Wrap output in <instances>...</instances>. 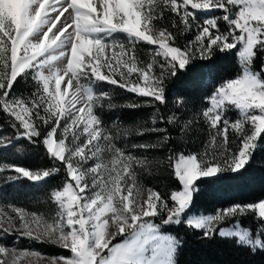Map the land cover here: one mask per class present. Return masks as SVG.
Segmentation results:
<instances>
[{
	"label": "snow or ice",
	"instance_id": "6c2138e0",
	"mask_svg": "<svg viewBox=\"0 0 264 264\" xmlns=\"http://www.w3.org/2000/svg\"><path fill=\"white\" fill-rule=\"evenodd\" d=\"M229 6L237 7L239 11L225 31L221 30L218 21L205 22L196 39L183 46L177 42L176 31L158 26L164 20L166 9H171L174 15H183L185 20L189 18V8L219 9L226 13L227 23ZM194 17L195 12L191 14V18ZM42 26L46 31L40 41L30 43V37ZM171 28L176 26L171 25ZM105 32L126 33L134 40L130 45H124L108 44L95 38ZM65 37L71 41L66 70L57 72L50 79L41 76V90L31 100L2 105L29 140L39 138L41 129L49 125L51 118L53 128L44 136L43 143L59 162L66 163V139H58L56 133L62 121H67V133L75 134L80 129L88 137L85 146L76 153L85 162L95 158L93 153L103 142L101 124L94 110L96 98L86 95L81 87L88 80L112 83L163 105L168 81L190 61L210 58L215 51H230L241 42L246 45L250 71L243 78L219 88L209 98V107L203 115L214 133L213 146L217 142L215 133H219L225 156H235L229 170L239 172L251 159L257 139L264 134V79L260 78L264 65L260 72L251 67L256 50H264V0H0V79L7 76L0 82V89L4 90L5 99L17 78ZM139 41L159 48L147 63H141L137 56L135 45ZM154 66L159 69L155 75L152 74ZM176 105L183 106L179 100ZM229 105L249 113L250 117L229 120L226 116ZM165 119L172 122L175 115L161 116L159 122L164 123ZM245 123L249 125L247 129L243 127ZM230 125L234 132L231 137L228 135ZM233 140L239 146L235 152L232 151ZM145 164L146 159L121 151L107 166H93L90 171L104 181L103 192L85 203L83 195L88 185L82 183L78 170L66 163L70 183L51 197L58 209L55 216L49 220L37 213L28 214L16 209L18 223L13 226L10 218L0 214V236L19 233L33 241L63 247L72 255L45 258L37 251L20 253L0 244V264H20L19 257L25 258L23 264H156L164 245L157 235L144 230L138 223L143 217L158 215L160 200L155 194L141 198L137 192L139 173ZM11 170L34 182L42 178L28 169L13 167ZM175 170L186 190L172 198L182 209L189 203L190 189L196 180L218 175L224 169L214 162L202 167L193 155L182 157L175 164ZM2 171L4 169L0 168ZM48 174L45 171L43 178ZM134 190L135 198L130 199ZM247 207L264 219V201ZM232 211L226 210L229 214ZM108 212L112 215L101 219V215ZM112 224L118 225L114 235H110ZM126 232L122 242L113 244V240ZM93 235L94 246H90ZM31 257L37 260L34 262Z\"/></svg>",
	"mask_w": 264,
	"mask_h": 264
},
{
	"label": "trees",
	"instance_id": "16d2710c",
	"mask_svg": "<svg viewBox=\"0 0 264 264\" xmlns=\"http://www.w3.org/2000/svg\"><path fill=\"white\" fill-rule=\"evenodd\" d=\"M214 16L218 17L220 28L225 31L229 24L219 12ZM159 23L177 32V42L181 46L190 40L194 41L199 28L204 26L201 17L194 20L189 16L185 20L171 12L165 13L164 20ZM171 25L176 28L172 29ZM262 65L264 50L258 48L251 67L260 72ZM205 69L210 71L204 72ZM242 71L241 61L233 48L230 51H215L210 58L193 59L168 81L163 93L165 104L152 102L150 97L138 96L122 87L101 83L109 88L108 96L101 98L95 111L104 127L111 129L113 125L120 128L118 131L111 130L117 144L115 149L128 148V152H132V148L137 147L135 152L138 157L147 160L139 173L138 182L151 184L164 199L170 201L172 193L182 188L174 169L179 156L207 152L204 146L209 138L210 127L203 111L208 106L209 97L221 83L236 78ZM260 73L264 76V72ZM40 90L41 86L29 72L17 78L6 99L4 90L0 89V132L6 138L0 142V168L4 169L0 172V201L10 203L12 197L7 199L4 195L12 194L13 199L17 198L24 207L31 208L34 205L37 209L45 203L54 204L51 201L52 194L70 181L66 163L53 158L43 143L44 136L53 128V122L50 118L49 125L41 129V136L29 140L22 135L23 128L5 112L2 105L8 104L10 100L29 101ZM176 98L182 107H177ZM170 114L175 115L172 122L167 119L164 123L159 122L161 116L168 117ZM177 117L188 121L186 129ZM153 128L155 131L151 130ZM13 167L39 174L47 171L49 174L34 182L12 171ZM16 185H21L22 189H14ZM262 200L264 134L257 139L251 159L241 171L234 173L227 168L218 175L196 180L183 220L178 224H161V232L174 234L178 240L175 264H264V219L255 211L236 213L226 221L239 222L248 228L253 237L260 238V246L242 243L235 236H223L216 229L206 232L186 223L191 215L216 214L231 206H248ZM153 219L159 222L155 216ZM19 241L26 248L46 254L67 253L59 246L24 237H19Z\"/></svg>",
	"mask_w": 264,
	"mask_h": 264
},
{
	"label": "rangeland",
	"instance_id": "374dc122",
	"mask_svg": "<svg viewBox=\"0 0 264 264\" xmlns=\"http://www.w3.org/2000/svg\"><path fill=\"white\" fill-rule=\"evenodd\" d=\"M98 2V0H97ZM181 8H183V4H181ZM189 16L193 12H195V17L194 20L197 17H201L205 22L208 21H217L218 17L214 16L215 14H218L222 16L224 19L226 13L224 11H221L219 9H213L210 11H204V10H193L189 8L188 10ZM239 9L237 7H232L229 6V11L227 13L229 20L228 24L235 20V18L238 15ZM167 12L173 13L171 9H166L164 11V14ZM66 15V14H65ZM179 18H184L183 15L178 16ZM225 20V19H224ZM67 21H65L66 23ZM159 27H163L160 23L158 24ZM46 31V27L42 26L40 29H38L32 37H30L29 42L30 43H38L35 39L38 37L40 34L41 37ZM36 37V38H35ZM95 38H99L104 40L108 44H113V43H118V44H124V45H130L134 38L130 37L126 33L122 32H117V33H111V32H105L98 34ZM71 47V41L65 37L59 44L56 46L48 49L40 58L39 60L35 63L33 67H30L26 72L31 73L32 77L36 82L39 83L41 86V81L40 77H46V78H53L57 72H64L66 70L67 66V61H68V52ZM136 50H137V56L140 60L141 63H147L149 62L156 51H159L158 46H153L150 44H147L146 42L139 41L135 45ZM245 47L246 45L241 42L237 43L236 46L233 48L236 52L237 55L241 61L243 71L242 73L237 76L234 79L238 78H243L245 73H248L250 71L249 68V60L250 58L245 55ZM68 49V50H67ZM68 51V52H67ZM157 60L162 59V57H155ZM170 58V57H169ZM252 63V62H251ZM138 67L140 66L139 64L137 65ZM126 70V69H125ZM253 70V69H252ZM159 69L154 66L152 69V74L155 75ZM255 71V70H254ZM25 72V73H26ZM257 72V71H255ZM119 78V77H118ZM260 78L264 79V76L260 73ZM7 79V76L5 75L2 79H0V82H3L4 80ZM234 79H230L225 81L224 83H221L214 93L217 92V90L223 86L226 85L227 82L232 81ZM101 83H106L112 86H116L115 84L112 83H107V82H97L95 80H88L85 84H83L81 87L83 88L84 92L86 95H92L96 98L95 101V107L94 110L96 109V106H98L101 98L108 96V90L109 88L104 87L101 85ZM214 93L209 97L212 98ZM137 95V94H136ZM139 96V95H138ZM175 100H179L176 98ZM209 101V99H208ZM19 101H14L10 100L8 105L16 104ZM209 107L206 106V108ZM204 108V110L206 109ZM204 113V111H203ZM226 116L229 120L231 121H237V120H246L247 118L250 117L249 113H244L242 110H239L235 108V106L229 105L228 110L226 112ZM233 116H235L233 118ZM99 118V117H98ZM179 118V117H177ZM181 123L183 124V128L186 129L188 121L187 120H182L179 118ZM100 121V119H99ZM156 122L153 121V124ZM101 124V122H100ZM67 127V121H62L61 124L56 128V133H57V138L58 139H66V163L71 164L73 168L77 169L79 174L82 177V183L88 185V190L86 193L83 195V199L85 203L90 202L92 199H95L97 196H99L103 192V184L104 181L102 179H98L95 174H93L90 169L98 164H103L107 166L113 158H115V155L117 152H127L129 153L132 157H138L137 153L135 152L137 147L132 148V152H128V148H118L115 149V146L117 145L116 142L114 141V138L112 137L111 130L118 131L120 128L113 127L111 126V129L104 127L103 124H101V132L103 134V142L99 143L97 151L93 153V156L95 157L94 159H89L87 162L82 160L81 158L76 156V153L80 150L81 147L85 146V142L88 139V137L83 135L82 130L77 129L75 134L72 133H67L65 131ZM245 129L249 127L247 123L243 125ZM110 130V131H108ZM152 131H155V128L151 129ZM251 131V129H249ZM208 135L209 138L207 139L205 143V150H207L206 153L204 152H193L190 154H182L179 156L178 160L176 163L183 157L187 158L189 156H197V158L200 160L202 167H207L210 163H216L217 165H220L223 169H229L230 162L235 159V156L232 154H229L227 157L225 156V152L223 150V144L220 143L221 137H219V133H215L217 136V142L216 145L213 146L212 142V136L214 135L213 131L211 129L208 130ZM229 137L234 135L233 130L231 129V125L229 126ZM4 135L0 132V142H3ZM46 146V145H45ZM238 144L235 140L232 141V151H238ZM87 151V149H86ZM91 152V149L89 150ZM10 159V157H8ZM144 158V157H143ZM175 163V164H176ZM21 168V167H19ZM175 169V168H174ZM32 171V170H31ZM33 175H39L41 177H44V173L39 174L34 171H32ZM175 174L182 183V188L180 190H177L172 193L170 197V201L167 199H164V197L161 195V193L151 187V184L145 183V182H138L137 183V192L141 198H143L146 195H157L160 197V200L158 202V215L155 216L159 220V222H156L153 217H143L140 223V226L144 230H148L153 232L155 235H157L162 244L164 245V251L162 256L158 259L156 264H175V254L177 251V246H178V240L174 234L171 233H163L160 230L161 224H178L183 220V213L185 209L187 208L188 204L184 206V208L180 209L177 205V203L173 200V195L184 192L185 185L183 181L180 179V174L175 170ZM70 183V181L68 182ZM67 183V184H68ZM66 186V185H65ZM64 186V187H65ZM63 187V188H64ZM121 187L123 188L124 185L123 183L121 184ZM15 188L22 189L21 185L19 186H14ZM62 188V189H63ZM60 189V190H62ZM194 190V185H192L190 192V200L192 198ZM123 194V193H122ZM53 195V194H52ZM5 198L11 199L12 201L10 203L7 202H2L0 201V214L10 218V222L13 226H15L18 223V216L16 213V209H20L22 211L27 212L28 214L32 213H37L38 215L44 216L47 219H51L52 217L55 216L56 212L58 211L55 203H45V205L42 208H35L34 205L33 207H24L21 203V201L17 200V198L13 199V195H4ZM135 198V190L133 191V197L130 199ZM189 200V202H190ZM264 201V200H262ZM261 202V201H260ZM260 202L252 204V205H258ZM249 206V205H248ZM232 209L233 211L229 214L226 212V210ZM246 211H253L250 210L247 206L245 207H240V206H231L229 208L222 209L218 211L216 214H198V215H191L186 219V223L194 226L199 229H204L206 232H213L215 229L218 230V233L223 235V236H235L238 238L239 241L242 243L252 245V246H260L261 245V240L259 237H253L251 231L243 227L239 222H227V219L232 218L236 213H243ZM256 212V211H255ZM257 213V212H256ZM258 214V213H257ZM112 215L111 212L105 213L101 215V219L106 218L107 216ZM259 216V215H258ZM85 218H87V214L85 213ZM126 219H130V217L126 216ZM22 227V225H21ZM116 232H118V225L117 224H112L110 228V235H114ZM127 232L124 234V236H120L117 238H120L118 241L113 240V244L117 242H122L124 238H126ZM19 237L21 238L22 236L19 235V233H16L14 235H2L0 236V244H3L4 246L8 247L10 250L14 249L16 252H32V251H37L40 252L45 258H50V257H60V256H71L72 254L70 252H67L65 254H46L43 253L37 249H32V248H26L22 246L23 244L19 241ZM27 238V237H24ZM29 239V238H27ZM31 240V239H30ZM95 242V236L93 235L92 240L90 241V246H94ZM63 248V247H61ZM64 249V248H63ZM24 257H19L18 261L20 264H23ZM32 261H36L37 258L31 257L30 258Z\"/></svg>",
	"mask_w": 264,
	"mask_h": 264
},
{
	"label": "bare ground",
	"instance_id": "6f19581e",
	"mask_svg": "<svg viewBox=\"0 0 264 264\" xmlns=\"http://www.w3.org/2000/svg\"><path fill=\"white\" fill-rule=\"evenodd\" d=\"M36 38V37H35ZM41 39V35L39 34L38 37L35 39L37 42H39ZM68 50V49H67ZM68 52V51H67Z\"/></svg>",
	"mask_w": 264,
	"mask_h": 264
},
{
	"label": "built area",
	"instance_id": "2783aa9c",
	"mask_svg": "<svg viewBox=\"0 0 264 264\" xmlns=\"http://www.w3.org/2000/svg\"><path fill=\"white\" fill-rule=\"evenodd\" d=\"M157 216V215H156Z\"/></svg>",
	"mask_w": 264,
	"mask_h": 264
}]
</instances>
